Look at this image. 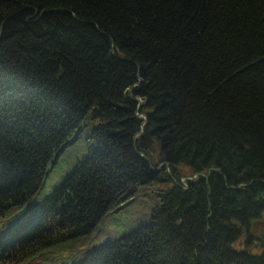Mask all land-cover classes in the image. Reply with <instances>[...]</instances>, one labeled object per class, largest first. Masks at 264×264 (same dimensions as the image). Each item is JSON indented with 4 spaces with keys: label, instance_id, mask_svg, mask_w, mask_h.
Masks as SVG:
<instances>
[{
    "label": "trees",
    "instance_id": "1",
    "mask_svg": "<svg viewBox=\"0 0 264 264\" xmlns=\"http://www.w3.org/2000/svg\"><path fill=\"white\" fill-rule=\"evenodd\" d=\"M0 264H264V0H0Z\"/></svg>",
    "mask_w": 264,
    "mask_h": 264
},
{
    "label": "rangeland",
    "instance_id": "2",
    "mask_svg": "<svg viewBox=\"0 0 264 264\" xmlns=\"http://www.w3.org/2000/svg\"><path fill=\"white\" fill-rule=\"evenodd\" d=\"M81 145L82 143L79 141L74 148L69 149L66 153L64 161L54 168L50 175L46 177L44 189L40 196L47 194L53 185H55L63 177L65 172L71 168L77 157L81 156ZM159 187H162L161 182H155L150 185L152 195ZM40 196H38L37 199H39ZM153 199V196L146 195L109 213L104 219L102 226L100 227V231L97 233L93 241L84 243L78 249L89 250L100 246L106 240H111L115 237L124 235L135 227L142 225L149 217V211L153 204Z\"/></svg>",
    "mask_w": 264,
    "mask_h": 264
},
{
    "label": "water",
    "instance_id": "3",
    "mask_svg": "<svg viewBox=\"0 0 264 264\" xmlns=\"http://www.w3.org/2000/svg\"><path fill=\"white\" fill-rule=\"evenodd\" d=\"M140 101V98H138V102ZM56 156H57V154H56ZM152 159H154V156L152 155V157H151ZM162 163H164V162H162ZM162 163H160L158 166H161L162 165ZM195 174H193V176H194ZM207 175V174H206Z\"/></svg>",
    "mask_w": 264,
    "mask_h": 264
}]
</instances>
